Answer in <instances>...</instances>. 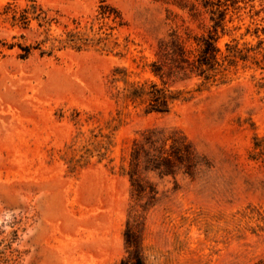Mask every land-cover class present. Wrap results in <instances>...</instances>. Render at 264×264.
Masks as SVG:
<instances>
[{
    "label": "rangeland",
    "instance_id": "1",
    "mask_svg": "<svg viewBox=\"0 0 264 264\" xmlns=\"http://www.w3.org/2000/svg\"><path fill=\"white\" fill-rule=\"evenodd\" d=\"M200 10L205 27L161 0H0V264H119L128 219L146 264L264 256V0L229 4L218 45L237 61L223 81L178 82L186 98L166 113L130 95L158 81L173 28L207 31ZM69 33L87 44H59ZM149 128L181 131L207 163L195 179L149 173L144 212L127 169Z\"/></svg>",
    "mask_w": 264,
    "mask_h": 264
},
{
    "label": "trees",
    "instance_id": "2",
    "mask_svg": "<svg viewBox=\"0 0 264 264\" xmlns=\"http://www.w3.org/2000/svg\"><path fill=\"white\" fill-rule=\"evenodd\" d=\"M187 11L191 22L201 20L200 6L204 13H209L210 26L207 31L194 33L190 28L183 31L179 25L173 28L167 37L158 41L156 59L150 64V71L158 79L140 85H134L130 95L146 103L148 112L166 113L172 104L185 99V90L175 88V84L193 78L202 80L204 84L223 81L228 69L236 64V54H224L218 45L219 31L226 27V17L229 4L238 0H161ZM111 10L120 16L112 6L102 3L100 15L111 17ZM28 14V11H24ZM122 18V17H121ZM116 21V17H113ZM120 25H124L121 19ZM201 25H207L201 20ZM88 38L79 37L74 33L67 34L64 39H58L62 46L72 45L76 48L87 44ZM102 40L99 39L98 42ZM229 48V47H228ZM207 161L199 154L188 138L179 130L167 128H149L134 138L130 154L127 174L132 185V196L135 205L147 212L157 201L158 189L149 178V173H155L161 178L176 177L179 173L195 179L201 167ZM145 200V201H144ZM144 201V202H143ZM138 210V209H135ZM126 244L128 256L119 264H146L143 245L136 240L131 232L130 220L127 221ZM253 264H264V256Z\"/></svg>",
    "mask_w": 264,
    "mask_h": 264
}]
</instances>
